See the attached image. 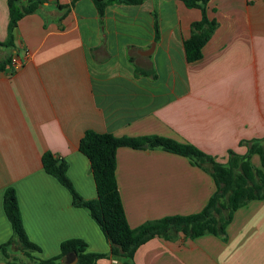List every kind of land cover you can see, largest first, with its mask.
Returning a JSON list of instances; mask_svg holds the SVG:
<instances>
[{"label": "crops", "instance_id": "1", "mask_svg": "<svg viewBox=\"0 0 264 264\" xmlns=\"http://www.w3.org/2000/svg\"><path fill=\"white\" fill-rule=\"evenodd\" d=\"M206 15L216 28L192 63L183 41L201 12L177 0L112 4L101 19L91 0H45L17 22L12 46H0V61L10 58L0 72V246L12 237L3 212V193L11 187L25 234L40 249L32 257H56L68 239H81L90 253H109L97 224L41 164L45 152L63 159L75 191L95 199L89 161L78 150L87 130L167 138L220 163L230 151L245 155L255 140L264 146V0H210ZM8 20L7 1L0 0L1 43ZM250 161L260 166L256 154ZM115 179L132 229L196 214L215 191L208 171L146 147L116 151ZM132 263L264 264V199L237 209L223 238L155 237ZM0 264L35 263L0 254Z\"/></svg>", "mask_w": 264, "mask_h": 264}, {"label": "trees", "instance_id": "2", "mask_svg": "<svg viewBox=\"0 0 264 264\" xmlns=\"http://www.w3.org/2000/svg\"><path fill=\"white\" fill-rule=\"evenodd\" d=\"M6 1L9 17L7 40L4 43L0 42V46L11 47L12 32L17 22L26 15L36 13L45 0ZM91 1L101 19L109 5H140L145 0ZM177 1H180L187 9H198L201 12L200 20L193 22L190 26L189 38L183 41L185 60L187 63H192L201 59L202 48L215 30L216 22L209 20L206 15V7L210 0ZM58 8L65 7L58 6ZM154 29L157 33L156 21ZM9 63V57L0 61V72ZM144 146L148 149H161L185 157L210 173L215 191L200 212L187 216H166L145 222L137 228H130L115 179L116 151L119 148L139 150ZM78 150L89 161L96 189V198L93 200H83L75 191L67 178V163L63 159L55 157L50 152H45L41 156V164L44 172L69 192L72 205L75 208L84 209L97 224L109 245V253H90L87 251V245L81 239H68L60 243L58 256L48 260H38L32 257L31 253L39 252L40 249L31 243L25 234L15 190L10 187L3 193V212L12 229L11 239L0 246V254L5 260L14 262L23 256L35 264H62L68 254L74 253L77 257V264H97L99 259L106 258L122 261V264H133L135 251L155 237L173 241L178 233H182L190 240L205 234L223 238L225 228L237 209L251 201L264 199V146L257 140L247 145V152L243 156L230 151L225 163L216 161L192 145L167 138L157 136L115 137L111 134H99L91 130L84 132L79 140ZM253 154L259 157V167H255L250 161Z\"/></svg>", "mask_w": 264, "mask_h": 264}, {"label": "water", "instance_id": "3", "mask_svg": "<svg viewBox=\"0 0 264 264\" xmlns=\"http://www.w3.org/2000/svg\"><path fill=\"white\" fill-rule=\"evenodd\" d=\"M146 147V146H144ZM64 264H77V257L74 253L68 254L64 260Z\"/></svg>", "mask_w": 264, "mask_h": 264}, {"label": "built area", "instance_id": "4", "mask_svg": "<svg viewBox=\"0 0 264 264\" xmlns=\"http://www.w3.org/2000/svg\"><path fill=\"white\" fill-rule=\"evenodd\" d=\"M12 62H14V61H12Z\"/></svg>", "mask_w": 264, "mask_h": 264}]
</instances>
